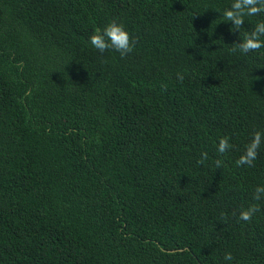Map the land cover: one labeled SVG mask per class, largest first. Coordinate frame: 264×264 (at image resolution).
I'll use <instances>...</instances> for the list:
<instances>
[{
    "label": "trees",
    "instance_id": "trees-1",
    "mask_svg": "<svg viewBox=\"0 0 264 264\" xmlns=\"http://www.w3.org/2000/svg\"><path fill=\"white\" fill-rule=\"evenodd\" d=\"M232 3L0 0V264H264V48L231 51L264 12Z\"/></svg>",
    "mask_w": 264,
    "mask_h": 264
},
{
    "label": "clouds",
    "instance_id": "clouds-1",
    "mask_svg": "<svg viewBox=\"0 0 264 264\" xmlns=\"http://www.w3.org/2000/svg\"><path fill=\"white\" fill-rule=\"evenodd\" d=\"M264 12V0H233L230 8L223 11L224 20L232 23V30H240L245 23V16H256ZM264 21L257 23L253 30L245 36L242 42L235 45L231 51L235 53L239 51L243 54L258 51L264 48ZM89 43L91 46L104 53L107 50H115L120 53L121 57L130 54L135 48V41L130 36L129 32L120 23L115 20L107 24L102 30L96 29L95 33L90 36ZM178 79L183 80V75L178 74ZM264 142V133L255 132L249 144L246 145L243 154L236 161L238 167H251L258 157V150ZM232 145L229 143V137H221L218 143V152L226 153ZM208 158V154L202 153L201 158L197 161L198 164H203ZM223 162L216 160L215 167L221 168ZM253 199L260 201L264 199V186H257ZM259 211L257 205L253 204L247 209L241 210L238 216V221L251 222L253 216ZM233 256L231 252L224 255L225 261H231Z\"/></svg>",
    "mask_w": 264,
    "mask_h": 264
}]
</instances>
